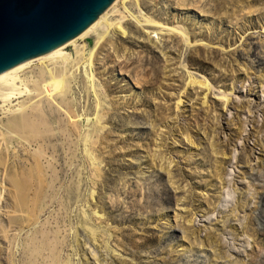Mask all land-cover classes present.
I'll use <instances>...</instances> for the list:
<instances>
[{
  "label": "rangeland",
  "instance_id": "obj_1",
  "mask_svg": "<svg viewBox=\"0 0 264 264\" xmlns=\"http://www.w3.org/2000/svg\"><path fill=\"white\" fill-rule=\"evenodd\" d=\"M167 1L171 4L177 0ZM183 1L186 0H178L179 3ZM205 1L204 9H202L204 11L210 8L209 0ZM249 2L250 7L247 6ZM193 7L199 13L201 12L198 5ZM247 7L251 10L238 25L243 37L241 42L243 45L238 49L240 52L235 53L238 56L235 65L237 64L236 69L239 66L248 70L242 68L241 71L235 72V75L242 78L238 77L235 81L233 79L224 82L227 91L233 88L237 94H234L233 97L230 96L229 110L226 112L225 109H221V105H217L214 101L209 117L213 119V130L207 139L215 142V147L218 146L219 150L222 151L221 154L219 152L222 157L214 158L215 161L213 159V162L217 168V173L220 175L219 179L223 184L225 182L226 186L224 184V187H221L222 183L220 184V181L217 182V179L211 177L216 171L206 169L208 179L200 181L205 182L206 185H211L213 182L217 190L213 188L208 191L207 196H201L203 197H200L201 202L204 201V205H198L195 201L197 189L187 185L188 183L181 181L180 178V173H185L198 179V174L194 172L197 166L188 168L193 163L189 161L187 153L181 154H184V158L176 157L174 159L169 150L160 152V156L158 155L159 158L163 156L167 161L164 164L167 172L169 171L168 163L175 160L172 161L175 166L172 168L171 176L181 181L179 183L181 188L185 185L189 186L188 191H180L179 193L170 188L165 192L160 189V183L165 185V177H169V175L163 173L159 175L158 180L152 174L149 176L148 171L143 172L138 167L139 165L137 167L133 165L132 160L136 161V158H131L128 152L121 153L119 158L115 157L116 159H113V155L110 157L108 155L100 156L104 150L101 145L102 139L106 137L108 132H115L117 136L121 133H129V130H124V132L116 130L121 129L119 119L115 126L109 123L105 124V128H102L104 131H101L104 134L98 132L94 136L92 141L95 143L85 144L83 140L78 143L76 135L74 138H67L64 141L57 139L56 142L48 145V150L45 148L43 150V144L30 145L26 142L24 145L12 146L9 149L11 159L6 158L7 160L4 161L5 168H0V264H264V57H262L264 52V0H243V8L246 9ZM257 8L258 10L253 12ZM124 25L133 34L129 22L125 21ZM228 27L232 30L238 28L233 24ZM134 37L136 38L135 35H132L130 39H135ZM160 39H162V44L171 42L168 36L160 35ZM219 41V39L212 41V45H217ZM227 42L228 40L223 43L225 44L224 47L227 46ZM93 44L94 37L90 36L80 45L90 47ZM199 50L200 47L195 48L192 53L198 54ZM211 50L208 49L209 54ZM66 52L72 57L75 56L74 48H70ZM139 53L132 54L134 59L137 60L140 56L145 55L143 52ZM203 54L207 53L204 51ZM232 55L235 56L233 53H219V61L214 64L210 62V65L206 64L207 69L213 71L214 76H210V78L216 86H220V80L227 77L222 75L220 71H214L215 67L217 69L223 66L226 72L230 71L228 68L230 66L224 59ZM188 56L187 54L186 57ZM186 57L185 60H187ZM124 61H127V58ZM121 63L122 61H120ZM180 63L177 62L176 68L180 66ZM186 63L189 62L186 61ZM202 63L201 65L205 64ZM123 68L121 71L128 74L132 82L137 80L135 73L129 72L130 69L124 66ZM190 68L194 71L203 70L199 66L191 67L190 65ZM137 71H141L142 77L143 70L138 69ZM200 73L209 77V72L206 73L205 70ZM149 74L151 75L152 72ZM176 75V77L168 79L169 83L174 82L173 89L165 88L162 91L164 95L175 96L174 102L170 103L173 106V113L176 112H174L175 101L184 91L178 96L171 94V92H174L176 84L186 86V78L183 77L180 70L176 72ZM197 75L202 77L199 72ZM255 78L257 79L255 80ZM157 83L155 88L160 86V83ZM95 85L102 94L106 93L107 83L103 78H97ZM137 90L139 92L144 91L143 87L137 88ZM190 96L197 100L195 106H188L187 104L179 115L176 113L179 118L175 117L173 113L170 115L169 121L173 132L179 133L180 129L184 131L186 121L183 119V115L189 117L187 119L191 121L190 123L194 127L197 124L201 127L199 131H203L202 122L200 123L197 120L198 115L196 116L199 109L197 106L202 101L201 94H199L198 89L194 91L191 89L188 95L183 97L184 101H189V105L192 101ZM92 100H95V97H92ZM84 105L83 103V107ZM48 112L53 117L55 116L54 110H51L50 107L47 109ZM62 119L66 121V126L70 129L74 130L76 126H79L80 132L83 134L88 132L93 124L90 125L91 121L89 122L87 116L81 117L80 121L75 124L70 123L65 116ZM121 119L132 120L133 124L136 122L140 126H146L141 125L143 123L138 121L140 119L136 120L126 115H123ZM56 127L54 128L55 132L60 133L59 127ZM135 129L138 130V128ZM193 136L194 138L197 137L195 133ZM242 136L244 140L240 144L239 141ZM138 139L139 136L135 138L132 144L139 145L137 151L143 153L139 150L141 142ZM207 139H204V142ZM250 139H252L251 147H249ZM117 141H111L112 145H116ZM253 141L254 145H261L257 149L256 156ZM201 142L202 140H200V145ZM1 143L0 137V149L3 147ZM205 144L207 145V143ZM206 145L201 150L202 152H204ZM181 146L184 149L187 148L186 150L191 148L184 141H182ZM234 149L239 150V152L236 150L238 156L233 151ZM224 150L228 151L226 153L229 156L234 153L237 156L236 161L232 163L231 160H227L223 154L225 153ZM44 151L46 155L42 157L40 154H43ZM89 154L95 157L100 156L103 159L101 165L102 178L96 179L95 184L89 180L91 173L87 170L82 173L78 171L81 165L84 166V160L81 157L84 156V159L87 160ZM147 155L154 158L155 152L152 151ZM250 155L254 159L256 157L257 160L253 161ZM245 163H247L246 168H253L250 171L255 174V176L253 175L254 178L252 176V181L249 182L244 179L246 176L244 175L246 173ZM20 165L22 170L17 168ZM143 169L148 170L147 168ZM25 170L27 171L24 172ZM25 173L27 177H25ZM242 173L243 178H241ZM13 177L14 182L12 181ZM17 178L24 179L25 182L31 180V185H34L27 195L29 203L25 200L26 197L21 192V188L16 187ZM200 181L199 183H201ZM77 186H81L80 191H75ZM223 188L234 194L233 200L221 201L220 198L224 196L222 194ZM72 189L74 190L73 196H70ZM232 193L230 194L232 195ZM93 195L94 199L92 198ZM18 196L19 200L27 205L24 207H21L22 204L18 205L16 203ZM185 196L188 197L187 201L181 203L182 205L180 204V207L184 208L185 211L175 210L178 207V200ZM165 198H168L170 202L165 201ZM32 199L37 201L36 207L34 205L27 207L33 201ZM103 202L105 203L103 204ZM33 207L36 208L34 211H28L27 208ZM164 208L169 211L166 214L165 212L161 214ZM153 213L158 214L160 218L157 217L154 220L152 218ZM32 214L37 219L34 226L25 224V227L19 228L13 224L14 221H28V217H31ZM86 225L98 231V241L88 243L85 237L89 233L84 230ZM229 230L234 233V236ZM173 242H175L174 245ZM32 247L34 251H37L36 255L30 251ZM182 247L185 250H181ZM195 250L201 254L197 260L193 258ZM92 252L95 253L94 258Z\"/></svg>",
  "mask_w": 264,
  "mask_h": 264
},
{
  "label": "bare ground",
  "instance_id": "obj_2",
  "mask_svg": "<svg viewBox=\"0 0 264 264\" xmlns=\"http://www.w3.org/2000/svg\"><path fill=\"white\" fill-rule=\"evenodd\" d=\"M205 3V0H186L182 3H179L177 0L171 4L167 0H117L89 29L70 43L52 53L25 62L0 75V137L1 144L3 145L0 149V168H5L6 164L4 161L7 160L6 158L11 159L9 149L12 146L18 144L24 145L26 142L30 145L43 144V150H48V145L56 142L57 139L64 141L67 138H74L76 135L78 143L81 140L85 144L95 143L92 141L94 136L98 132L104 131L102 128H105V124L109 123L115 126L116 121L119 119L122 122L119 124L121 129L116 130H121L120 132L129 130V133H121V135L117 136L115 132H108L106 137L102 139L101 145L104 147L102 148L104 150L99 155H108L109 157L113 155L114 159L115 157L119 158L121 153L128 152L131 158H136V161L132 160L133 165L136 167L139 165L138 167L143 172L148 171L149 176L152 174L158 180L159 175L163 173L169 175V177H165V185L160 181L161 179L159 180L161 182L159 188L164 192L169 188L178 193L180 191H188L189 186L187 185H191L192 188L197 189L196 203L204 205V201L201 202V198L207 196L209 190L213 188L217 190L213 182V187L211 186L212 184L206 185L205 182H201L208 179L205 170L216 171L215 174L210 173L212 174L211 177L217 179V182L220 181V184L222 183L213 162L214 158L222 157L220 156L222 151L219 150L218 146L215 147V142L208 141L207 139L211 130H213V119L209 118L211 116V107H213L212 103L215 101L217 105H221V109H225L227 112L231 105L230 96L233 97L236 94L233 88L227 91L224 82L233 79L235 81L238 77H241L235 75V72L241 71L244 68L238 66V70L236 69L237 64L235 65V60L237 61L238 58L235 53L240 52L238 49L243 45V43L241 45L243 37L238 25H240L245 15L251 10L248 8L251 5L250 2L246 9L243 8V0H209L210 8L204 11L202 9H204ZM187 5L192 7L190 8ZM197 5L203 14L194 9L193 6ZM125 21L129 22L133 34L125 27ZM230 24L236 25L238 28L232 30V28L228 27ZM132 35H135L138 40L135 37V39H130ZM160 35L168 36L171 42L162 44ZM90 36L94 37L93 46L80 45ZM224 38L228 40L227 44L230 46V49L224 47L225 44L223 43L226 41ZM218 39L220 40L219 43L212 45V41H217ZM198 47H200L199 51H201V55L204 51L209 54L208 49L214 48L222 54L233 53L235 55L228 58L225 57L224 59L225 62H228L230 71L226 72L223 66L217 69L215 67L214 71H220L222 75L227 77L220 80V86H216L210 78V76H214L212 70L210 71L207 67H204L207 70H203L206 73L209 72V77L208 75L205 77L200 73L202 70L194 71L190 68V65L196 62H198L197 64H203L204 58L198 59L192 53V50ZM70 48H74V57L66 52ZM141 52L145 55L140 56L137 60L134 59L132 54H141ZM187 54L191 57H189V63H186L187 60H185ZM263 54L264 52L262 53V57H264ZM246 56L248 57L247 53ZM126 58L127 61H124ZM206 58L208 57L206 56ZM120 61H122L121 64ZM177 62H181L178 68H176ZM123 66L130 69L129 72L135 73L137 80L132 82L129 75L121 71L124 69ZM138 69L143 70L142 77L140 75L141 71H137ZM176 69L177 71L180 70L183 77L186 78V88L179 96V99L175 101L176 108L174 112L176 111L179 115L187 104L188 106H195L197 104L196 99L195 102L194 98L192 99L190 96L192 101L189 105V101H184L183 97L188 95L191 89L192 91L198 89L202 101L197 106L199 109L197 110L198 112L196 111L198 113L196 116L198 115L197 120L200 123L202 122L203 131H199L201 127L197 124L195 126L197 129L194 130L195 127L190 123L191 121H188V117L182 116L186 121L184 131L180 129L179 133L173 132L169 120L170 115L173 113V106L170 103L174 102L175 96L164 95L162 91L165 88L169 90L173 89L174 82L169 83L168 79L177 76ZM149 72H152V74L150 75ZM197 72L202 77H199ZM117 74L120 75L116 76ZM234 75L235 77L233 78ZM100 77L107 83L105 94H102L95 85L97 78ZM157 82L160 83V86L155 88V85L158 84ZM141 87H143L144 91L139 92L137 88ZM75 95L76 97H73ZM92 97H95V100H92ZM82 100H85V102H82ZM83 103L85 104L84 107ZM48 107L54 110V117L49 112L47 113ZM222 112L224 113V111ZM123 115L136 120L140 119L138 121L143 123L141 125L146 126H140L136 122L133 124L132 120L126 121L121 119ZM64 116L72 124L78 123L81 117H89L88 120L89 122L91 121L90 125L93 123L90 129L92 133L89 130L83 134L80 132V127L76 125L74 130L68 128L65 123L66 121L62 119ZM90 117L93 118L91 119ZM55 126H57L56 128L59 127L60 133L55 132ZM134 127L138 128V130ZM130 130L132 131L130 132ZM101 133L104 134L103 132ZM193 133L197 136L196 138H194ZM58 135L59 137H57ZM137 136H139L138 140L141 142L140 147L142 148L139 150L143 153L137 151L139 145L136 143L132 144ZM204 139H207V141L204 142ZM113 140H118V143L114 146L111 143ZM200 140H202V144L204 143L203 146L202 144L200 145ZM243 140L244 137L242 136L239 143H243ZM182 141L191 148L188 150H186L187 148L184 149L181 146ZM205 145L204 153L201 150H203ZM253 146H256L254 142ZM166 150H169L173 154V159L176 157L184 158L183 155L187 153L189 161L193 163L188 168L191 169L192 166H197L194 172L198 174L199 180L196 179V176L194 178L191 175L180 173L181 181L188 183L181 188V185H179L181 181L171 176L175 160H172L173 162L170 160L171 162L168 163L169 171L167 172L164 165L167 161H165L163 156L158 157L160 152H165ZM236 150L234 149L233 151L238 156L239 150H237L238 152ZM152 151L155 152L154 158L147 155ZM224 151L225 153L223 154H225L224 157L227 160H231L232 163L236 161L237 156L234 153L229 156L227 155L228 151ZM182 153L184 154L181 155ZM40 155L44 157L46 152L44 151ZM252 155H250V158L256 161V157L254 159ZM100 156L95 157L89 154L87 160L84 159V156L81 157L84 160V166L81 165L78 171L82 173L87 170L91 173L89 180H92L93 184H95L96 179L102 178L101 165L103 159ZM245 164L246 168L247 163ZM17 168L22 170L21 165L17 166ZM143 168H147L148 170ZM252 169L246 168V173H244L246 176L244 177L242 173L241 178L244 177L248 182L252 181V176H255L250 171ZM25 177H27L26 173ZM17 179L15 181L17 183L16 187L21 188V192L28 202V192H30L34 185H31V180L25 182L24 179ZM12 181L14 182V177ZM224 184L222 183L221 187ZM73 189L70 196H73ZM76 190L80 191L81 186H77ZM230 193L225 188L222 192L224 196L220 198L221 201L229 202L233 200L234 194L232 193L231 195ZM94 195L92 196L93 199ZM187 196L178 200V207L175 210L185 211L184 208L180 207V204L187 201ZM32 200L27 207L33 205L36 207L37 201ZM165 201L170 202L168 198H165ZM16 203L18 205L22 204L23 206L21 207L27 205L25 202L19 200V196L18 198L16 197ZM35 207L27 209L28 211H34ZM168 211L164 208L161 214L164 212L166 214ZM173 214L175 213L173 212ZM157 217L160 218L158 214H152L154 220ZM35 218L32 214L31 217H28V221H14L13 224L19 228H23L27 224L34 226L37 220ZM84 230L89 233L85 237L88 243L98 241V231L92 227H87V225ZM182 248L181 250H185L184 247ZM30 251L33 255L37 253V251L33 250V247L30 248ZM94 254L92 252L93 258L95 257Z\"/></svg>",
  "mask_w": 264,
  "mask_h": 264
},
{
  "label": "water",
  "instance_id": "obj_3",
  "mask_svg": "<svg viewBox=\"0 0 264 264\" xmlns=\"http://www.w3.org/2000/svg\"><path fill=\"white\" fill-rule=\"evenodd\" d=\"M116 1L0 0V75L70 43ZM200 255L195 250L193 258Z\"/></svg>",
  "mask_w": 264,
  "mask_h": 264
},
{
  "label": "flooded vegetation",
  "instance_id": "obj_4",
  "mask_svg": "<svg viewBox=\"0 0 264 264\" xmlns=\"http://www.w3.org/2000/svg\"><path fill=\"white\" fill-rule=\"evenodd\" d=\"M258 8H260V7H258ZM258 8L257 9H255L253 12H255V11H257L258 10ZM226 48H229L230 49V46L227 44V46H225ZM228 49V50H229ZM219 50H217V49H212L211 50V53L210 54H203V55H201V53H200V51L198 52V54H195L196 55V58H204V65H201V64H197L198 62H196V63H194L193 65H191V67H193V66H199L201 69H206V68H202L203 66H205V67H207L206 66V64L208 65H210V62H212L213 64L215 63V61L217 62V61H219L218 59H219ZM222 54V53H221ZM199 56V57H198ZM206 56L208 57V58H206ZM211 56H213V57H211ZM190 56H188V57H186V59H187V61L188 62H190V58H189ZM211 57V58H210ZM207 59V60H206ZM207 62V63H206ZM191 64V63H190ZM200 69V70H201ZM209 69V68H208ZM207 70V69H206ZM209 70H211V69H209ZM203 71V70H202ZM185 90V87H184V84H176V88H175V90H173L174 92H171V94H175L176 96H178L181 92H183ZM176 92H177V94H176ZM174 115H175V117H179L177 114H176V112L175 113H173ZM183 116H185V115H183ZM181 117V116H180ZM186 118H187V116H185ZM189 118V117H188Z\"/></svg>",
  "mask_w": 264,
  "mask_h": 264
}]
</instances>
